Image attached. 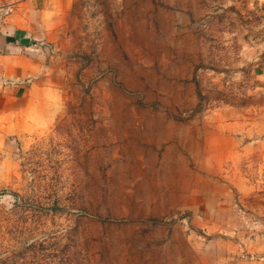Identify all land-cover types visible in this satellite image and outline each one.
<instances>
[{"label":"rangeland","instance_id":"374dc122","mask_svg":"<svg viewBox=\"0 0 264 264\" xmlns=\"http://www.w3.org/2000/svg\"><path fill=\"white\" fill-rule=\"evenodd\" d=\"M45 2L56 99L41 126L0 113V264L264 245V0Z\"/></svg>","mask_w":264,"mask_h":264},{"label":"crops","instance_id":"0c3cea01","mask_svg":"<svg viewBox=\"0 0 264 264\" xmlns=\"http://www.w3.org/2000/svg\"><path fill=\"white\" fill-rule=\"evenodd\" d=\"M2 3H12L14 12L0 26V113L31 120L32 127L41 126L47 122L42 114L56 99L54 64L45 62L40 47L53 41L50 7L45 0H0ZM261 121L256 128V148L248 144L243 149H256L264 165L263 118ZM245 256L236 264H264V245L248 244Z\"/></svg>","mask_w":264,"mask_h":264},{"label":"built area","instance_id":"2783aa9c","mask_svg":"<svg viewBox=\"0 0 264 264\" xmlns=\"http://www.w3.org/2000/svg\"><path fill=\"white\" fill-rule=\"evenodd\" d=\"M14 12V5L12 3L0 4V26L7 20ZM46 44H40V47H47Z\"/></svg>","mask_w":264,"mask_h":264}]
</instances>
